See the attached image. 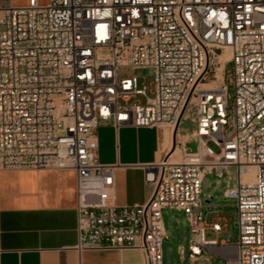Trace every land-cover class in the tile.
<instances>
[{
    "label": "built area",
    "instance_id": "1",
    "mask_svg": "<svg viewBox=\"0 0 264 264\" xmlns=\"http://www.w3.org/2000/svg\"><path fill=\"white\" fill-rule=\"evenodd\" d=\"M123 68L151 69V95ZM101 122L176 129L174 149L143 166L144 204L113 203L118 164L97 158ZM232 166L235 241L201 201L206 174ZM0 167L75 171L79 251L137 249L163 264L171 208L187 217L191 262L264 264V0H0Z\"/></svg>",
    "mask_w": 264,
    "mask_h": 264
},
{
    "label": "crops",
    "instance_id": "2",
    "mask_svg": "<svg viewBox=\"0 0 264 264\" xmlns=\"http://www.w3.org/2000/svg\"><path fill=\"white\" fill-rule=\"evenodd\" d=\"M165 131L172 141L164 126L116 129L112 122L99 123L97 158L118 164L113 203L131 206L149 199L153 188L144 181L143 166L167 151ZM76 226L75 171L0 167V264H144L137 249L79 251Z\"/></svg>",
    "mask_w": 264,
    "mask_h": 264
},
{
    "label": "rangeland",
    "instance_id": "3",
    "mask_svg": "<svg viewBox=\"0 0 264 264\" xmlns=\"http://www.w3.org/2000/svg\"><path fill=\"white\" fill-rule=\"evenodd\" d=\"M20 0H15V5H23ZM47 1V0H42ZM18 2V3H17ZM228 71L231 70L230 65L227 66ZM135 74L138 77L139 85L147 87L148 95L153 80V73L149 68H139L131 71L129 69H121L122 75ZM230 84V79L227 78ZM144 101V97H139ZM194 128L193 123L189 119H181L178 127L179 134L187 140L186 145L192 151L197 149L196 140L190 137V133ZM237 179L236 167H229L223 172L222 177H217L214 173L206 174L204 177L201 201L206 206L204 209L205 219L207 223L218 220L223 228L220 239L235 241L238 238L237 227V210L234 201L224 197V191L233 186ZM164 226L167 237L163 243V264H225V260L214 254L205 253L196 262H191L188 258V244L191 237V231L187 217L182 210L167 208L163 210ZM206 239H214L215 233L207 230ZM179 246H183L185 250L184 257L179 254Z\"/></svg>",
    "mask_w": 264,
    "mask_h": 264
},
{
    "label": "bare ground",
    "instance_id": "4",
    "mask_svg": "<svg viewBox=\"0 0 264 264\" xmlns=\"http://www.w3.org/2000/svg\"><path fill=\"white\" fill-rule=\"evenodd\" d=\"M229 58V55H228V53H224L223 55H221L220 56V61L222 62V63H224L227 59ZM222 70V67H219L218 68V71H217V74H218V76L220 75V71ZM164 138V137H163ZM169 137H168V132L167 131H165V139H164V146L166 145V146H168V148L172 151L173 149H174V147H173V145L171 144V142L169 141V139H168ZM163 145V144H162ZM250 170L252 171V173H253V168H250ZM250 178V177H249Z\"/></svg>",
    "mask_w": 264,
    "mask_h": 264
},
{
    "label": "water",
    "instance_id": "5",
    "mask_svg": "<svg viewBox=\"0 0 264 264\" xmlns=\"http://www.w3.org/2000/svg\"><path fill=\"white\" fill-rule=\"evenodd\" d=\"M175 145H176V129L173 133V147H175Z\"/></svg>",
    "mask_w": 264,
    "mask_h": 264
}]
</instances>
